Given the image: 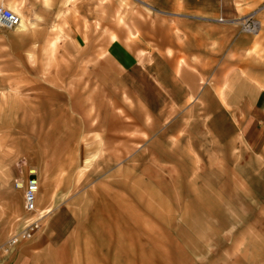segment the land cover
<instances>
[{"label":"rangeland","instance_id":"rangeland-1","mask_svg":"<svg viewBox=\"0 0 264 264\" xmlns=\"http://www.w3.org/2000/svg\"><path fill=\"white\" fill-rule=\"evenodd\" d=\"M0 3L16 7L24 24L0 28V243L24 218L16 201L20 175L32 169L42 189L53 170L54 191L63 193V230L56 234L68 239L88 234L73 226L88 222L74 198L106 177L108 221L94 223L96 259L264 264V170L256 169L253 182H229L233 152L211 129L212 93L196 105L167 103L149 81L139 93L135 80L103 58L110 36L146 32L150 17L197 9L222 18L217 23L233 27L235 37L252 39L247 53L260 61L264 0H222V8L220 0ZM248 14L261 24L256 35L240 31L238 21ZM162 70L171 75L166 65ZM206 80L212 92L214 75Z\"/></svg>","mask_w":264,"mask_h":264},{"label":"crops","instance_id":"crops-1","mask_svg":"<svg viewBox=\"0 0 264 264\" xmlns=\"http://www.w3.org/2000/svg\"><path fill=\"white\" fill-rule=\"evenodd\" d=\"M7 6L14 11V6ZM223 6L220 0L219 7ZM18 14L22 17L20 12ZM150 18L153 23L146 32L129 33L125 38L114 40L110 36L104 46L103 58L135 80L139 93L142 94L144 86L147 87L144 81H149L152 94L160 92L166 95L167 103L196 105L212 93L213 110L208 113V119L214 120L210 124L211 129H214L215 138L233 152L229 182H253L256 169L264 170V58L258 61L247 53L254 44L253 40L235 37L233 27L219 24L197 9L188 13L169 11L161 17ZM116 20L122 21L119 13ZM18 29L23 30L24 25L23 29L19 26ZM162 65H166V73L171 75L164 74ZM209 74L214 75V84L210 87L212 92L206 85ZM173 89L180 90L179 99L171 94ZM102 166L107 165L103 162ZM52 169H56V165ZM53 174L52 170L46 176L42 189L38 185L36 209L43 215L42 219L44 217L39 230L30 241L19 242L7 254H2L0 264H121L120 259L103 261L94 255V223L97 219L108 221V208L104 207L109 194L105 189L106 177L93 180L102 186L81 191L74 198L83 202L81 205L84 207L77 209V215L85 212L88 222L73 226L79 231L86 227L88 234L68 239L56 234L63 230V193L62 190L59 193L54 191L57 178ZM25 177L23 172L17 179L23 184ZM84 178L79 177L78 183H82ZM16 193V201L19 202L21 188H16ZM22 222L23 218L20 226ZM84 237L87 240H82Z\"/></svg>","mask_w":264,"mask_h":264},{"label":"built area","instance_id":"built-area-1","mask_svg":"<svg viewBox=\"0 0 264 264\" xmlns=\"http://www.w3.org/2000/svg\"><path fill=\"white\" fill-rule=\"evenodd\" d=\"M216 22H223L222 18L215 19ZM19 23V17L10 9L0 3V28L14 29ZM240 31L256 35L259 30L258 20L253 15L248 14L238 21ZM17 182L15 183V186ZM22 190L21 208L24 215L21 226L11 233L6 240L0 244V258L2 254H7L19 242L28 241L36 234L40 228V215L36 209V196L38 193V180L34 171L28 170L25 180L18 185Z\"/></svg>","mask_w":264,"mask_h":264},{"label":"bare ground","instance_id":"bare-ground-1","mask_svg":"<svg viewBox=\"0 0 264 264\" xmlns=\"http://www.w3.org/2000/svg\"><path fill=\"white\" fill-rule=\"evenodd\" d=\"M13 12L19 17V23H18V25L16 26V28H18V26H19V28H21V29H23V19H22V17L18 14L19 13V11L17 10V8L16 7H13ZM258 23H259V27H260V22L258 21ZM31 171H33V170H31Z\"/></svg>","mask_w":264,"mask_h":264}]
</instances>
